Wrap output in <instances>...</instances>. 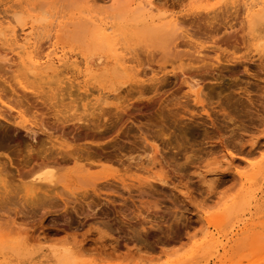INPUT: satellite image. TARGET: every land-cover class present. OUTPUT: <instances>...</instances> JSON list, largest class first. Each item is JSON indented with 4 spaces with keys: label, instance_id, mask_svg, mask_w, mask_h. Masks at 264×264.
Listing matches in <instances>:
<instances>
[{
    "label": "rangeland",
    "instance_id": "obj_1",
    "mask_svg": "<svg viewBox=\"0 0 264 264\" xmlns=\"http://www.w3.org/2000/svg\"><path fill=\"white\" fill-rule=\"evenodd\" d=\"M23 1L0 0V13L16 8L26 23L44 12L46 19L36 20V52L55 44L74 54L81 69L83 54L91 52L94 61L86 75L68 73L69 80L39 69L26 73L0 67V97L9 102L16 96L24 103L13 101L16 110L8 111L0 102L3 112L31 120L38 107L50 118L82 117L100 124L105 113L107 126L81 128L72 120L64 126L67 138L58 137L59 130L49 137L38 135L47 148L63 141L68 148L83 145L87 151H80L77 166L71 161L57 165L55 184L36 198L27 193L28 175L19 176L6 161L8 173L0 174V185L5 182L10 192L0 198V262L43 264L50 248H68L77 257L75 264H264V205L245 216L249 224L224 251L219 245L240 223L226 211L244 194L232 181L239 172L248 173L247 165L257 163L264 150L263 31L255 36L256 28L248 26L239 5L205 13L196 1L158 0L159 12L153 15L181 14L180 29L144 30L91 51L83 41L85 11L111 15L117 22L133 11L113 0H31L34 10L20 9ZM55 11L65 14V24L53 32L49 15ZM9 56L14 51L0 37V66ZM122 59L132 69L119 71L116 63ZM190 73L202 85L199 99L182 82L193 81ZM98 92L107 94V106L95 101ZM14 127L3 123L0 132L12 134L7 150L19 164L14 152L23 146L13 141L24 132ZM258 184L254 179L251 188ZM256 198L251 210L263 199L259 191ZM217 234L221 236L215 239ZM10 245L43 250L32 257L7 258L4 247ZM216 248L223 252L221 259L212 256ZM50 263L57 264L51 258Z\"/></svg>",
    "mask_w": 264,
    "mask_h": 264
},
{
    "label": "bare ground",
    "instance_id": "obj_2",
    "mask_svg": "<svg viewBox=\"0 0 264 264\" xmlns=\"http://www.w3.org/2000/svg\"><path fill=\"white\" fill-rule=\"evenodd\" d=\"M91 1L94 3L95 2L99 3V0H91ZM113 1L120 2V4L122 3L126 7V11L132 10L133 11V13L131 14L132 16L124 18V14H122L120 22H117L115 19L116 17L115 18L111 17V15L100 17L95 14H90L92 9L85 11V14L82 15V18L84 20L83 25L85 27L83 29V41L86 43V45H88L91 51H94L96 48L102 45L111 46L116 40L125 38V36L128 34H130L131 38H135L136 37L135 35L137 33H141L144 30L147 31V33H151L152 31L153 32L157 31V32H162V33L173 32L177 30L178 28L180 29V25L183 24L182 23L184 20L183 17L181 16V14H178L176 12H170V13L161 12L157 15H153V13L159 12V6L157 4L158 0H125V2L122 0H113ZM190 1L191 0H189L188 2ZM193 1L201 3L199 8L204 10L205 13L206 11L213 12L215 11V9L220 8V7L223 8L225 4H228L230 8H234L237 5H239L240 6L239 8L243 10L244 19L246 23L248 24V26L252 29L256 28L255 32L258 30L259 32L263 31L261 32L262 34L264 33V0H217V1L214 0V2H212L213 0H192V3ZM23 2L24 4L20 5V9L34 10L33 9L35 6L34 2H32L31 0H24ZM92 2L90 5H92ZM17 3L16 5L19 4ZM56 3H58V1ZM98 3H96V5ZM96 5H93V8L94 6L96 7ZM16 7H19V6H16ZM229 7H227V9H229ZM36 8H35V11H36ZM15 9H7V10L4 9L3 14L0 13V37L5 42L8 41L11 50L14 51V57L9 56V57L3 58L4 64L3 66H0L2 67V69L6 66L7 68L11 66H15V68L17 67L18 69L21 68L26 73L27 72L36 73V70L39 69V70L53 73L56 75L57 74L62 75L63 77L61 78L62 79L66 78V80L70 79L69 75H67L68 73L77 72L84 76L87 74L84 71H88V69L90 71V65L94 61L93 54H91V52L88 55H85V54L82 55V62H83L82 69L78 65L76 57H74V54H71L66 49H64L62 46L59 47V46H56L55 44H50L46 52L44 53L36 52V45L34 43V40L36 38V30L38 29L36 26V20H38L39 23L42 21V19L44 21L46 19L42 17L44 12L42 13L41 17L39 18L35 17L31 19L29 22L24 23L23 18L20 16L21 10L18 11ZM205 13L203 15H206ZM49 16L52 17V19L49 22L50 30H52L53 32L59 31L60 26L65 24V21H63L65 18V14H63L61 11H55V13ZM149 22H151L152 24L156 22L158 24L153 26ZM258 31L255 33L256 34L255 36H259ZM185 36L189 37V34L185 33ZM263 39L257 42L259 43V45L257 43L256 44L260 46V41L263 42ZM164 40L165 38H163L162 42H165ZM262 45L264 46V44ZM174 46L176 47V45ZM96 58L98 62H101V58H102L101 56H97ZM218 58L219 57H216V59ZM229 59L231 60L235 59V56H231ZM116 65H117L116 66L117 69L122 72L126 71L127 69H132V67L130 68V66L125 64L124 59L120 60V62L118 61ZM177 67H180V66L177 65ZM172 69H174L173 66H171V70ZM195 75L197 74L196 73L188 74V77L193 80L192 82H189L187 79H184V80L182 79V82L186 84V87H187L186 89L194 93L195 95L194 97L197 99L201 94L200 92L202 91V87H201L202 85H200V82L198 81V79H194ZM138 92L139 94H141V90ZM107 97H108L107 94L103 92H98L97 96L95 97V101H98V102L100 101V104L107 106V104H109V102L107 101ZM14 99L17 101L18 104H24L23 98L14 96ZM13 101L14 100H9V102L3 101V99L0 97V102H3V104L1 103L0 104L2 106H6V109H8V111H11L12 109H14L11 103L14 104V102L16 101L14 102ZM111 104L114 105L113 108L120 109V106L117 103L116 104L111 103ZM47 107L48 106H45V109ZM5 111L6 110L4 109V112H3V109L0 106V125L3 123L4 124L7 123V124H12L13 126H15L14 128L16 129L21 128V130H23L24 132V134L22 135L24 137L17 135L18 137L16 138L15 137L16 135H13L15 137L14 139H16V141L15 140L13 141L15 143V146L16 147L23 146L22 148L17 147V149H15L16 152H14V157L16 155L17 157H20V159L18 158V162L20 161L19 162L20 165H19L18 163H14L12 161V157L10 156L11 150H7L8 143L10 142L8 140L11 138L10 136H12V134H9L7 129L0 132L1 133L0 135V154L6 157L5 161L4 160L0 161V174L3 173L4 175L5 174L7 175L8 173L5 168L6 161L8 162L9 166L12 169H14L17 173H19V176L22 175L21 177L23 176L25 177V174H27L28 176L26 177H29V181H27L28 183H25L26 185H28V188H29L27 193H32L33 195H35V198H36V194L41 193L40 191H43V192L46 191V189L44 188L45 186H51L55 184L57 180L56 179L57 175L55 171L57 165L64 166V164L66 165L67 162L71 161L73 164L72 166H77L78 162H80L79 160V156L81 154L80 151H87V149L84 150V148L86 147H84L83 145L81 147L68 148L69 144H66V142L62 143L63 142L62 140L64 138H62L61 140L62 142L57 143L58 147H56L55 149H52L49 147L47 148V147H44L43 145L44 140L37 138L38 135L42 133L46 137H49L56 130H59L58 137H60L61 135L65 134L64 126L68 124L70 121L72 122V120L77 121L78 127H81V128L86 127V128H92V129L98 130L101 127L105 126V123L107 120L105 113H101L100 115L103 120L101 121L100 119L101 124L94 122L95 121L94 119L93 120L84 119L82 117H70V118L63 117L61 118V117L53 116V118H50V114L47 113L48 111H39L38 107H36V114L32 116L31 120H28V119L23 118L21 114H16L15 116L13 115L11 116L12 118H10V113L5 112ZM90 120L92 122H90ZM179 122H181V119ZM91 123H93L92 126L90 125ZM25 137H27L28 141L24 139ZM65 137L67 138V136ZM1 139L2 141L5 139V142L8 141L7 144L3 145L2 144L3 142L1 141ZM153 147L156 150V147L155 146ZM22 150L24 152H22ZM31 161L32 163H30ZM247 166H248L249 172L246 174L239 172L237 181L235 180L232 181L234 185L235 183L240 184L239 193L244 192V194L241 195L239 200L232 201V204L226 207V211L230 215L231 219L236 218L234 222L239 221L240 223L236 224L238 228L232 229L233 233L229 237L225 236L224 240L220 239L219 245L223 251L226 249V246L228 245L229 242L235 241L236 238L235 237L231 238V237L236 235L238 231L241 232L242 230H244L245 229L244 227H246L249 224L248 217H245V216L247 214L248 215L255 214L256 210L260 208V205H264V150L259 153V159L257 163L255 164L249 163ZM26 167H29V169H25ZM254 179L259 181V184H258V187L252 189L251 186H252V182L254 181ZM159 181H163V180L159 179ZM70 182L71 180L66 181V183H70ZM232 182L230 183V185L232 184ZM65 187H68V186L66 185ZM257 191L261 193V196L263 199L262 201H260V203L257 204V208L255 207L254 210H251V208L254 205H256L254 202H256L257 200L256 198ZM9 192H10V189L7 188V185L5 184V182H3V184L0 185V198L8 196ZM216 228L217 227H215V229ZM213 236H214V233L211 234V237ZM219 236L221 235L215 236L214 238L216 239ZM4 248H7L8 250V253L6 254L7 258L32 257L36 254V252H39V251L41 252L43 250L42 247H39L37 250L31 251V250H25L21 247H17L13 245L6 246ZM222 253L223 252L221 253L218 252V248H216L212 256L215 259H221ZM50 258L54 259L57 264H75V262L77 261V257L75 253H73L68 248H64L61 251L50 248L49 254L43 256V260H45L43 264H51ZM258 263L261 264V262H258ZM0 264H4V263L0 262Z\"/></svg>",
    "mask_w": 264,
    "mask_h": 264
}]
</instances>
